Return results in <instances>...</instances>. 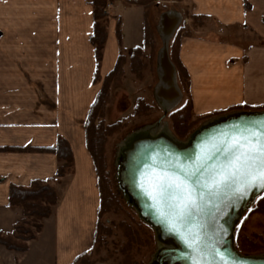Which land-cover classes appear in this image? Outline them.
Masks as SVG:
<instances>
[{
  "label": "crops",
  "instance_id": "0c3cea01",
  "mask_svg": "<svg viewBox=\"0 0 264 264\" xmlns=\"http://www.w3.org/2000/svg\"><path fill=\"white\" fill-rule=\"evenodd\" d=\"M189 1L202 24L199 35L181 28L178 58L193 114L264 109V0ZM116 2L107 11L101 78L120 52L142 45L143 8L118 0L133 16L131 26L126 17H110ZM92 31L88 0H0V232H10L22 217L8 206L11 186L36 180L58 186V203L38 237L25 253L0 246V264H74L92 248L99 194L84 134L100 89ZM59 138L70 146L73 173L56 183V157L39 150L55 147Z\"/></svg>",
  "mask_w": 264,
  "mask_h": 264
},
{
  "label": "water",
  "instance_id": "95a60500",
  "mask_svg": "<svg viewBox=\"0 0 264 264\" xmlns=\"http://www.w3.org/2000/svg\"><path fill=\"white\" fill-rule=\"evenodd\" d=\"M234 113L200 126L188 137L186 146L162 136L140 139L135 132L125 138L133 141L116 160L119 186L139 218L155 230L157 237L173 244L172 249L157 250L154 264H264V254L244 255L234 245L233 222L248 210L251 201L255 203L264 194V184L253 174L237 175L229 185L217 188L210 178L213 166L219 173L227 162L222 155L215 156L208 161L201 181L207 184L198 193L202 198L183 214L176 194L161 196L152 184L153 177L164 171L182 175L183 169L191 173L217 148L226 146L223 142L231 145L234 139H251L252 133L259 136L264 131V110ZM244 126L251 131L242 132Z\"/></svg>",
  "mask_w": 264,
  "mask_h": 264
},
{
  "label": "trees",
  "instance_id": "16d2710c",
  "mask_svg": "<svg viewBox=\"0 0 264 264\" xmlns=\"http://www.w3.org/2000/svg\"><path fill=\"white\" fill-rule=\"evenodd\" d=\"M93 9V31L89 38L90 44L94 50L95 73L94 83L101 81L100 89L89 108L85 123V145L92 159L99 194V206L97 209V222L93 238V247H97V252L103 245L104 240L111 235L110 228L106 227L101 218L103 215L113 211L122 212L123 204L119 200L116 192L113 190L112 171L108 164L105 151L108 139L118 132L122 125L120 123L106 124V107L110 101V89L116 86L123 75V66L126 63V57L120 52L113 69L101 78L99 75L100 65L103 58V49L107 38L108 14L105 12L106 6L113 0H88ZM130 5L143 8V31L142 45L135 47L129 57V67L132 74L139 77L144 63L142 61L144 52L149 51L152 56L155 45V31L150 25L149 14L153 6V0H123ZM201 19L197 16H192ZM181 28H178L169 43V58L176 69L178 86L185 98L183 106L179 105V110H173L168 117L173 122V128L178 129L180 133L188 131L191 126L189 121L193 116L191 98L188 92V75L178 58V46L181 37ZM116 36L120 43V21L116 24ZM150 106L145 104L142 99L136 101L134 115L148 114ZM178 109V108H177ZM189 123V124H188ZM41 152L53 154L58 162V167L54 182L59 183L60 179L73 173V158L69 144L66 140L59 138L56 146L39 150ZM58 203V194L51 181L36 180L26 187L11 186L8 193V206L15 207L22 211V217L18 220L10 232H0V246L6 250L25 253L28 250V241L35 240L41 232L43 221L49 218ZM259 211L264 210V199L259 201L256 208ZM255 210V211H256ZM124 211V210H123ZM132 219V215H129ZM134 221V219H132ZM124 230L126 242L119 249L124 256L120 264H133L131 262L130 252L133 246L139 243L138 235L135 231L128 228L126 224H120ZM22 227H29L34 232H27L28 238L22 239L24 234ZM29 229V231H30ZM242 250V249H241ZM245 250V251H244ZM243 252L254 251L253 246L244 247ZM247 250V251H246ZM87 255V254H86ZM79 259V258H78ZM77 259V260H78ZM77 260L75 262H77Z\"/></svg>",
  "mask_w": 264,
  "mask_h": 264
},
{
  "label": "rangeland",
  "instance_id": "374dc122",
  "mask_svg": "<svg viewBox=\"0 0 264 264\" xmlns=\"http://www.w3.org/2000/svg\"><path fill=\"white\" fill-rule=\"evenodd\" d=\"M153 6L150 8L149 22L155 31L156 45L152 56L149 51L144 52L142 59L144 67L142 68L139 77L132 74L129 67V57L131 52H122L126 57V63L123 66V75L120 78L119 83L110 89V101L106 107L105 122L106 124L120 123L122 128L108 139L105 147L108 164L112 171V184L113 190L116 192L119 200L123 204V210L119 213L113 211L103 215L101 222L111 230V235L104 240L103 245L97 252V247H93L90 251L79 257L74 264H120L124 256L119 252V249L126 242L124 236V230L120 224H126L128 228L135 231L139 238V243L133 246L130 252L131 262L133 264H149L157 252L158 242L157 234L153 228L143 222L135 209L128 203V200L121 190L118 182V169L116 160L118 156V145L128 135L136 132L137 130L144 128L145 126L155 124L158 121L168 124V127L174 134V136L180 141H186L188 137L198 129L203 123L208 120H212L215 116L197 117L193 114L189 121L190 127L187 132H182L173 128L174 120H171L168 115L163 117L160 106L158 105L154 96V89L159 81L158 76V54L160 52L162 41L158 33V23L161 16L169 11L177 13L181 16V22L178 24L176 30L180 27H186L191 29L197 35L200 34V27L202 20L192 17L191 5L189 0H153ZM110 4V2H109ZM118 7L116 10H111L110 17H126L127 23L132 26L133 16H126L124 12V5L117 2ZM110 9L107 8V11ZM106 11V12H107ZM128 11V10H127ZM132 12V11H131ZM135 19V18H134ZM132 30V28H130ZM169 55V51H168ZM170 59V58H169ZM171 61V60H170ZM175 68V67H174ZM176 70V69H175ZM101 86V81H99ZM183 95V94H182ZM186 97L183 96L180 103L183 106V100ZM142 99L143 102L149 105L151 108L148 114L134 115V108L136 101ZM180 108L178 107L177 110ZM262 110H247L240 112H258ZM188 123V124H189ZM55 189L58 188L55 183H51ZM62 190V185L59 188ZM57 190V189H56ZM58 194V193H57ZM264 199V194L256 200L252 209L244 214L242 220L237 225L234 233V245L236 249L244 255H259L264 254V210L255 209L258 202ZM256 210V211H255ZM129 215H132V219ZM23 235L22 239L28 238L27 232H34L29 227H22ZM30 229V231H29ZM32 230V231H31ZM30 241L27 242V245ZM253 246L254 251L243 252L244 247ZM242 249V250H241ZM245 251V250H244Z\"/></svg>",
  "mask_w": 264,
  "mask_h": 264
},
{
  "label": "snow or ice",
  "instance_id": "6c2138e0",
  "mask_svg": "<svg viewBox=\"0 0 264 264\" xmlns=\"http://www.w3.org/2000/svg\"><path fill=\"white\" fill-rule=\"evenodd\" d=\"M241 129V126H236ZM248 126L242 128V132H250ZM222 148H217L213 155L207 157L198 167L191 173L181 169L183 173H169L167 171L153 177V187L158 191L159 195H172L180 200L182 214L184 209H192L197 206V200L201 199L198 195L202 188L207 187V184H202L204 173L208 170V161H211L217 155H222L227 162L222 166L219 173L216 172L213 166L210 178L213 180L215 187L219 188L222 185H229L237 175L253 174L257 181L264 184V131H261L257 136L252 133V138L234 139L231 145ZM220 176L219 181L216 177ZM194 196L196 197L194 199Z\"/></svg>",
  "mask_w": 264,
  "mask_h": 264
},
{
  "label": "bare ground",
  "instance_id": "6f19581e",
  "mask_svg": "<svg viewBox=\"0 0 264 264\" xmlns=\"http://www.w3.org/2000/svg\"><path fill=\"white\" fill-rule=\"evenodd\" d=\"M179 22H180V18L174 12L170 11L162 15L158 23V33L159 36L161 37L162 46L158 54L159 81L157 82L156 87L154 89V96L156 98L158 105L160 106L162 113L166 112L167 114L177 109L183 98L182 92L178 86L176 70L174 68V65L170 61L168 55L169 43L176 32V28L178 27ZM235 114L236 113H230L227 116L222 115L215 117L212 120L210 119L206 121V123H203L201 126H207L208 124L217 122L219 120H222L228 116H232ZM135 133L137 134V136L140 135L139 137L140 139H145L148 136L152 138L153 137L157 138L162 136L168 140L176 142L180 146H186L188 144V141L183 142L178 140L174 136L170 128L168 127V124L161 121H158L152 125L145 126L144 128L137 130ZM130 135H128V138ZM132 141L133 140L126 141V139H124L123 141L120 142V144L117 147L118 158H122L124 156L127 149L131 147ZM253 205L254 202L251 201L248 210L245 212H241L240 216L233 222V224H236V227L242 220L244 214H246L252 209ZM157 242H158L157 250L173 248V244L170 241L163 240L159 236L157 237ZM153 258L149 264H154Z\"/></svg>",
  "mask_w": 264,
  "mask_h": 264
},
{
  "label": "built area",
  "instance_id": "2783aa9c",
  "mask_svg": "<svg viewBox=\"0 0 264 264\" xmlns=\"http://www.w3.org/2000/svg\"><path fill=\"white\" fill-rule=\"evenodd\" d=\"M109 6H111L109 3L107 4V6H106V9H105V12L107 11V8H109ZM170 12V11H169ZM166 13H168V12H166ZM165 14V13H164ZM163 14V15H164ZM179 18H180V22H181V16L179 15V14H177V13H175ZM179 22V23H180ZM168 115V114H167Z\"/></svg>",
  "mask_w": 264,
  "mask_h": 264
}]
</instances>
